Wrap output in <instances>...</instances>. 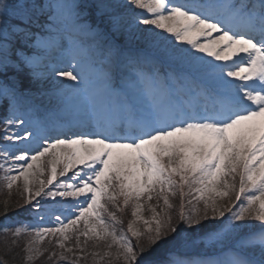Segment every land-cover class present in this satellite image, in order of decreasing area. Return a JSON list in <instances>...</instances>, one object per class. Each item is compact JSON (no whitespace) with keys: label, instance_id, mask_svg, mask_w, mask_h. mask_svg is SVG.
Wrapping results in <instances>:
<instances>
[{"label":"snow or ice","instance_id":"1","mask_svg":"<svg viewBox=\"0 0 264 264\" xmlns=\"http://www.w3.org/2000/svg\"><path fill=\"white\" fill-rule=\"evenodd\" d=\"M0 180V264H264V0H0Z\"/></svg>","mask_w":264,"mask_h":264},{"label":"rangeland","instance_id":"2","mask_svg":"<svg viewBox=\"0 0 264 264\" xmlns=\"http://www.w3.org/2000/svg\"><path fill=\"white\" fill-rule=\"evenodd\" d=\"M136 11H140V10H136ZM177 43H179V42H177ZM51 62L53 64H56L58 67H63V66H66L67 64H69V60L68 59L61 58L59 56V54H56V53H53V55L51 57ZM61 79H64V78H56L55 84L57 86L60 85ZM41 178L46 179V175L41 177ZM4 185H5V182L3 180H0V206L3 207L4 203L6 201L8 202V204L10 206L11 205L15 206L17 204H22L23 203V199H22V195H21V193H22V182H18V185H14L11 190L7 189ZM57 199H59V198H57ZM170 200H171V203L175 206L173 209H171L173 215H175V213L179 209L180 198L177 195L176 197L170 198ZM150 203L153 204V205H157L158 204L156 199H153ZM223 203H227V201L225 200V201H223ZM162 206H163V202L161 200V201H159V204L156 207V211L159 212L160 208ZM200 207H203V205L201 204ZM13 209L14 210L9 211L10 213L7 214L9 218L19 216L22 219H30V217L27 214V210L26 209L25 210H21V209L16 208V207H14ZM113 211H115V209H113ZM116 214L122 221L121 224L117 225V228L119 229V228L122 227L126 231L127 230L128 221L133 219L132 216H131V208L130 207L125 208L122 212L121 211H117ZM142 215L145 218H148V217H150L152 215V213L148 209V205L147 204L144 207ZM3 219L4 218H2V220H0V223L3 222ZM45 226H51V225H45ZM134 226L138 227L141 230L144 227L142 222H137V224L134 225ZM0 238L2 239V236H0ZM43 247L48 249L49 251L53 250V244L49 243L47 240L44 241ZM55 250L59 251V249H55ZM113 251H114V249H113ZM47 256H48V254L45 253L44 256L40 257L39 259H37L35 261V264H46V262H50L47 259ZM50 264H51V262H50ZM80 264H86V262L82 260L80 262Z\"/></svg>","mask_w":264,"mask_h":264},{"label":"trees","instance_id":"3","mask_svg":"<svg viewBox=\"0 0 264 264\" xmlns=\"http://www.w3.org/2000/svg\"><path fill=\"white\" fill-rule=\"evenodd\" d=\"M12 206V205H11ZM3 207L2 206H0V209H2ZM14 208V206H12V207H10V209H9V211H12V210H14L13 209ZM10 212H8V214H9ZM2 218H3V214H2V212H0V220H2ZM0 241H2V239L0 238ZM0 248H2V243H0ZM18 251V250H17ZM50 264V262H46V264ZM16 264H20V258L19 257H17V260H16Z\"/></svg>","mask_w":264,"mask_h":264}]
</instances>
